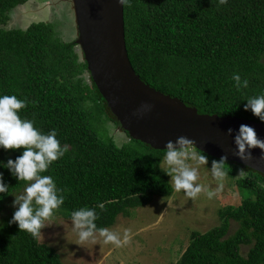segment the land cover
<instances>
[{
  "label": "trees",
  "instance_id": "trees-1",
  "mask_svg": "<svg viewBox=\"0 0 264 264\" xmlns=\"http://www.w3.org/2000/svg\"><path fill=\"white\" fill-rule=\"evenodd\" d=\"M28 1L0 0V95L26 100L21 119L44 134L55 129L68 147L41 173L52 176L65 197L56 211L71 219L73 211L93 208L97 227L108 228L154 196H170V176L161 167L166 150L131 138L119 145L99 124L119 127L88 74L76 36L62 38L50 21L8 27L14 8ZM123 8L128 57L142 81L200 113L262 122L244 105L264 94V0H130ZM233 73L248 87L237 90ZM22 151L0 148V173L9 189L0 193V264H64L39 236L9 223L14 201L34 182L18 180L3 166ZM224 168L242 191L241 202L218 210L219 225L193 231L174 264H264V175L234 162L225 161ZM238 170L244 175L238 177ZM231 221L237 224L232 232Z\"/></svg>",
  "mask_w": 264,
  "mask_h": 264
},
{
  "label": "water",
  "instance_id": "water-1",
  "mask_svg": "<svg viewBox=\"0 0 264 264\" xmlns=\"http://www.w3.org/2000/svg\"><path fill=\"white\" fill-rule=\"evenodd\" d=\"M76 41L91 80L118 121L119 130L156 150H166L178 137L191 141L177 150L194 147L210 157L225 158L264 175V149L254 147L250 159L236 155L235 138L241 125L264 141V123L232 115L200 113L177 97L141 80L126 48L124 8L119 0H69ZM142 105L150 109L143 113ZM231 130V131H229Z\"/></svg>",
  "mask_w": 264,
  "mask_h": 264
},
{
  "label": "rangeland",
  "instance_id": "rangeland-1",
  "mask_svg": "<svg viewBox=\"0 0 264 264\" xmlns=\"http://www.w3.org/2000/svg\"><path fill=\"white\" fill-rule=\"evenodd\" d=\"M37 21L56 23V29L64 39L76 36L69 0H29L14 8L8 27L26 28L31 22ZM99 124L115 137L119 145L130 139L126 132L120 131L111 122L101 120ZM178 151H186V162L198 169L196 183L213 191L219 188L212 199L204 192L195 199L188 198L183 191L176 192L170 176L173 187L170 196H154L149 204L131 209L129 217H122L115 227L109 228L122 241L127 233L126 244L122 243L120 247L105 244L98 234L95 241L80 243L71 219H65L57 211L44 222L46 226L41 230L39 242L53 247L64 264H174L188 246L193 231L203 233L219 225L218 210L238 205L242 197V191L236 186L234 178L226 174L223 181L219 182L213 177L211 169L214 161L210 158L205 156L206 163L203 165L198 160L204 155L194 147ZM161 167L167 174L168 166L164 158ZM241 171L238 170V177L243 176ZM236 227L237 224L231 221V232ZM243 249L247 250L246 247Z\"/></svg>",
  "mask_w": 264,
  "mask_h": 264
},
{
  "label": "clouds",
  "instance_id": "clouds-1",
  "mask_svg": "<svg viewBox=\"0 0 264 264\" xmlns=\"http://www.w3.org/2000/svg\"><path fill=\"white\" fill-rule=\"evenodd\" d=\"M228 0H219L220 4H226ZM120 4L130 5V0H119ZM234 87H248V80L241 79L238 73H233L231 77ZM26 100L18 99L15 95H0V148L5 150L23 149L14 161L9 159L6 167L20 181L26 183L24 195L18 196L14 204H18L9 223H16L20 231H25L33 237L41 234L45 221L53 217L54 212L64 204V195L59 193L56 182L50 175H41L48 171L49 166L60 159L68 151L67 145L61 146L57 139L55 129L44 134L34 126V122L28 119H21L19 110L27 107ZM245 110H251L252 114L264 122V94L255 95L248 99L244 105ZM150 109L149 105H142L138 111L143 113ZM231 131V130H229ZM130 138V137H129ZM191 141L185 137H178L175 142L169 141L166 145L164 157L168 166L167 174L171 176L176 192L183 191L191 199H195L201 192L206 193L212 199L219 191L210 190L196 183L198 180V169L191 167L186 162L188 153L178 151V145H186ZM238 155L241 159H250V150L254 147L264 149V141H261L255 130L248 125H241L239 134L235 138ZM195 158V157H193ZM264 159V156L261 157ZM199 164L206 163V157L200 156ZM225 158L218 162H213L211 173L213 177L222 182L226 176ZM241 175L244 172L241 171ZM222 183L220 187H222ZM8 186L3 183V174L0 173V193L8 192ZM34 202V203H33ZM98 215L93 208L81 207L71 214L73 228L77 232L80 243L95 241L97 234L103 239L105 244H114L120 247L128 242L127 233L123 241L120 236L110 231L108 228H98L96 220Z\"/></svg>",
  "mask_w": 264,
  "mask_h": 264
},
{
  "label": "crops",
  "instance_id": "crops-1",
  "mask_svg": "<svg viewBox=\"0 0 264 264\" xmlns=\"http://www.w3.org/2000/svg\"><path fill=\"white\" fill-rule=\"evenodd\" d=\"M122 217H129V216H125V215H122V214L118 215L117 218H116L115 223H114L112 226L108 227V229H109V228L112 229L113 227H115V224L119 223L118 221H119ZM181 254H182V253H181Z\"/></svg>",
  "mask_w": 264,
  "mask_h": 264
}]
</instances>
